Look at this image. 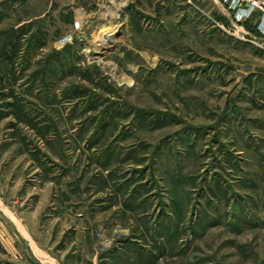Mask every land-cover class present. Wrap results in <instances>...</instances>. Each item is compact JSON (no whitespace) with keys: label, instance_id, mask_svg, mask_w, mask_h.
<instances>
[{"label":"rangeland","instance_id":"374dc122","mask_svg":"<svg viewBox=\"0 0 264 264\" xmlns=\"http://www.w3.org/2000/svg\"><path fill=\"white\" fill-rule=\"evenodd\" d=\"M263 8L0 0V264H264Z\"/></svg>","mask_w":264,"mask_h":264},{"label":"built area","instance_id":"2783aa9c","mask_svg":"<svg viewBox=\"0 0 264 264\" xmlns=\"http://www.w3.org/2000/svg\"><path fill=\"white\" fill-rule=\"evenodd\" d=\"M262 11L264 14V8L262 9ZM244 13H245V10H244ZM73 29L74 30L71 33L66 34L58 41L59 46L62 47V46L70 45L71 43H73V41L78 37V34L81 32L80 22H74Z\"/></svg>","mask_w":264,"mask_h":264},{"label":"bare ground","instance_id":"6f19581e","mask_svg":"<svg viewBox=\"0 0 264 264\" xmlns=\"http://www.w3.org/2000/svg\"><path fill=\"white\" fill-rule=\"evenodd\" d=\"M111 34L104 33L101 37L98 39V46L108 45L110 41Z\"/></svg>","mask_w":264,"mask_h":264},{"label":"trees","instance_id":"16d2710c","mask_svg":"<svg viewBox=\"0 0 264 264\" xmlns=\"http://www.w3.org/2000/svg\"><path fill=\"white\" fill-rule=\"evenodd\" d=\"M17 47H18V45H16V44L13 46V50H12V51H13L14 54H15V49H16ZM3 57H4V60H5V63H8V62H9V63H12L11 56H10V55L8 56L7 52L4 53V56H3ZM0 79H1V80L3 79L2 76H1ZM8 95L12 96L13 94L11 93V94H8ZM1 119H2V116H0V120H1Z\"/></svg>","mask_w":264,"mask_h":264}]
</instances>
